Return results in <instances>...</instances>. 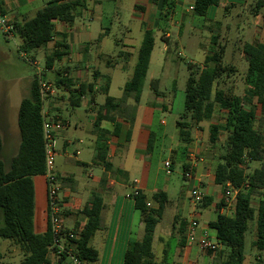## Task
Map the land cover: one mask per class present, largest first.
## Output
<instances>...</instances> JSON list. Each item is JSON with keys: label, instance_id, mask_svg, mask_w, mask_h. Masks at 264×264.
Wrapping results in <instances>:
<instances>
[{"label": "crops", "instance_id": "obj_1", "mask_svg": "<svg viewBox=\"0 0 264 264\" xmlns=\"http://www.w3.org/2000/svg\"><path fill=\"white\" fill-rule=\"evenodd\" d=\"M0 1L3 13L10 22L20 19L22 16L29 17L32 6L39 2H45V0ZM81 1L84 2V8L78 10L77 17L73 23H55L54 42L59 41L65 35L69 52L67 57L54 65L53 71L55 72V76L58 71L64 77L68 75L72 78L76 89L80 85H93V93L84 95L79 103V107L76 108L71 106L69 94L64 90L68 105L64 107L63 110L58 104L49 103L51 110H53V107H56L54 112L51 111L52 118L64 121L67 124V128L57 135V138H59L61 134L67 132V136L63 137V153L57 155L55 164V173L62 182L60 196L64 206L65 228L67 230H75L77 227L79 229L81 226H84L87 221V218L83 214L85 206L89 204L95 196L100 197L103 201L101 229L95 234L90 244L99 253V260L94 264H123L127 250L133 243L140 241L145 233L141 214L136 209V202L133 195L138 192L142 193L145 197L146 204L150 208L156 209L158 204L154 201L153 196L163 192L167 195L170 202L175 200L177 204H179L177 207V215H175V223L182 217L181 214L185 216L184 218L182 217L185 224L183 231L185 242L181 245V239L179 238V240H177L175 236H173L175 239L173 245L174 251L171 260L168 251V263L215 264V259L220 251L223 250V246L218 241L217 231L213 229L210 224L216 220L218 214L228 217L234 216L235 208L233 207L234 199L228 203L223 188L215 183V168L218 164L217 158L220 155V146L217 145V147H212L210 143L209 124H202V129L193 130L192 141L188 145L180 141L176 124V130L168 129L167 121L160 120L159 126L161 132H155L154 116L161 113L173 112L175 96L169 94L167 97V95L160 90V80L150 79L148 73L145 82L149 81L151 83L154 80H158L159 91L162 95L156 96L147 85L146 88L149 89V93L148 95L145 94L146 88H144L141 100L136 108L137 113L133 124L124 118L123 113L122 115L119 114L114 122H103L101 124V128L107 130L109 133L107 136V157L115 173L106 171L104 167L96 165L94 162L97 135L96 132H94L93 124L98 111L106 99V95L102 93L106 84L109 85L108 96L116 100L121 99L110 95L116 83L115 76L118 73L126 74L124 82L117 83L116 86L120 89L121 93L124 91L125 84L133 75L137 63L138 52L146 30L154 33L155 42L156 34H158L160 39L167 45L166 51L168 52L170 49L169 46L174 40L186 37L192 41L191 34L196 36L199 35L198 31L194 32V28L195 30H202L206 27V22L208 21L210 24L207 26L221 25L224 19L232 17L231 14L238 6H246L247 0H221L219 6L210 7L206 15L200 17L203 18L202 22H198L197 17L199 16H196L193 10H191V0H175L173 2V8L169 11L168 5L170 1L168 0H132V19L138 22L141 36L138 39L129 37L128 42L114 39L115 49L112 55L100 51L102 50L103 40L111 36V30L103 27L102 30L105 31L95 35V33L92 32V28L84 21L98 20L101 22L104 16L110 19L111 24L115 17H117V20H120L121 17L119 13L114 12L115 10H119L118 6L114 5L118 0ZM254 12L257 16L255 18L257 19L256 24H258L259 19L261 20L264 15V6L257 12L254 10ZM236 16L241 17L240 14ZM118 30L124 33V37L131 34V29L128 25H124ZM259 30L260 27L257 26L255 29L256 35L253 40H241L240 43L236 44L235 49L239 51L241 57L244 58L241 49L245 43L264 44V40L258 36ZM189 34L190 37L188 36ZM214 35L218 34H212L209 42L207 41V44L204 43L201 45L204 50V60L200 64H204L205 58L211 55V42L212 36ZM54 42L52 43L54 44ZM49 45L47 47H49ZM223 47L225 50V46ZM39 51L40 50H38L37 53ZM121 52L127 54V57H118ZM178 56H181V54L179 53ZM107 58H111V61L108 62ZM201 67H203V65ZM249 92V87L245 85L243 93L237 95L245 99L249 96ZM182 104L185 105V95L184 100L183 97L179 100V107L176 112L179 118L184 114ZM129 106L135 107L132 97L127 99L124 107L126 108ZM258 111H260L259 108L256 110V120L259 119L257 115ZM65 112L69 114L72 121L64 117ZM222 113L226 115L225 112ZM213 123L220 127L224 125L222 122ZM205 125H208V128H206ZM70 129H74L75 132H68ZM207 129L208 132H205ZM78 134H82L83 137L80 139ZM223 134H226V132H222L221 129L220 142H223L226 138V135ZM262 134L264 135V132H262ZM152 135L155 138V143L151 152H147ZM69 152L74 156L72 157ZM82 154H84L87 160L79 158ZM165 154L166 157L161 162L160 160ZM154 155H156V157ZM194 156L203 158V162L196 164V168L194 169L195 179L186 180L183 177L184 170L188 168V162L191 161V158ZM166 162L171 163V170L173 172L177 166L182 168L181 177L186 183L184 190L188 195L187 200L181 197L180 191L172 182V174H167L164 168ZM82 166L91 168V173L89 174L87 171L84 174L83 171H79L78 169ZM76 171L79 172L77 173ZM196 185H198L200 192L204 196L203 201L209 199L206 206L202 204L194 205L190 200L189 192L191 188ZM34 188V232L36 234H44L48 229L49 223L46 177H35ZM262 193L264 194V191ZM259 197L260 193L258 192L254 193L252 197L251 205L255 209L259 206V201L261 199V197ZM220 205L221 207L219 208ZM192 218L198 220L199 223V227L196 231L197 240L188 242L186 230ZM203 235L209 237L214 243L219 244V251L217 253L212 255L202 252L199 249L198 239ZM255 239L256 238H254V240ZM252 249L255 248L252 247ZM259 256L258 252L255 253V256L250 254L248 264H258L257 258ZM201 257H206L207 261L202 263L200 261ZM50 259L53 262L57 260V258L52 256H50ZM246 260L247 257L245 255V262Z\"/></svg>", "mask_w": 264, "mask_h": 264}, {"label": "trees", "instance_id": "obj_2", "mask_svg": "<svg viewBox=\"0 0 264 264\" xmlns=\"http://www.w3.org/2000/svg\"><path fill=\"white\" fill-rule=\"evenodd\" d=\"M167 1V0H166ZM168 11L173 8L175 0H168ZM193 13L204 17L210 7H217L221 0H191ZM167 3V2H166ZM264 6V0H258L255 11ZM84 8L81 0H51L39 10L33 18L22 16L12 21L14 36L20 37L22 44L19 53L28 54L45 49L55 38V23L71 24L75 21L78 10ZM155 37L152 31L146 30L138 52L137 63L132 77L124 86V95L116 100L108 96L109 85L102 90L106 95L104 104L98 111L93 127L97 139L94 162L106 171L115 173L108 161V131L101 128L103 122H114L119 114L133 124L136 108L141 100L145 81L154 49ZM212 52L205 58L203 67L188 65L190 71L185 89L184 114L176 122L180 141L188 145L192 141V132L202 129L201 125L209 124L210 143L212 147L220 146L218 164L215 168V183L227 190L231 186L237 191L235 214L232 217L218 214L210 226L217 231L219 243L223 250L218 255L217 264H244L245 236L249 230V222L256 221V239L252 243L260 255L258 264H264V167L247 173L253 162H262L264 158V135L262 126L256 127V110L259 108L264 119V44L245 43L242 53L248 64L245 85L249 87V96L240 97L235 91L232 77L237 68L223 61L224 47L219 42V35L212 36ZM69 47L66 36L54 42L53 51L46 55V71H53L54 65L67 57ZM118 57H127L121 52ZM108 62L111 58H107ZM41 78L47 81V74ZM55 88L68 92L73 108L79 107L84 95L93 93V85H80L77 89L72 78L63 76L57 71L52 79ZM156 96H161L159 81L150 83ZM132 97L135 107H124L127 99ZM43 102L41 100L39 77L34 78L30 94L23 99L18 111V127L20 145L10 164L0 159V238L10 241L20 248L24 259L20 264H70L67 254H61L55 262L50 259V247L54 244V236L50 224L44 234L34 232L35 188L34 178L44 176L45 150L43 139ZM226 113L223 127L213 123L215 114ZM65 123L64 121H62ZM226 131V138L220 142V130ZM155 138L152 135L148 144L151 152ZM221 143V145H220ZM4 143L0 134V157ZM260 193L257 209L251 205L254 193ZM136 209L140 212L144 224V237L131 245L127 250L123 264H169L168 250H165L162 263L155 260L153 253L154 234L160 223L168 197L161 192L153 196L158 204L156 209L150 208L142 193L133 195ZM209 199L202 202L206 206ZM221 205L219 206V208ZM103 201L95 196L83 210L87 218L83 230L77 240L65 241V248L72 251L86 264H94L99 260L98 251L90 244L95 234L101 229V213ZM65 213L63 214V216ZM78 227L75 229L77 232ZM181 245L185 242L181 233ZM208 254H213L208 252ZM3 258L0 253V260Z\"/></svg>", "mask_w": 264, "mask_h": 264}, {"label": "rangeland", "instance_id": "obj_3", "mask_svg": "<svg viewBox=\"0 0 264 264\" xmlns=\"http://www.w3.org/2000/svg\"><path fill=\"white\" fill-rule=\"evenodd\" d=\"M47 1L49 2L50 0H45V2H39L38 4L32 6L30 9L31 13L29 18H33L39 10L43 9L48 3ZM257 1L258 0H247L246 6H238V8L235 9L231 14L232 17L224 19L221 25H217L218 27L207 26L210 24L208 21L206 22V27H204L202 30H195L194 28V32L198 31V36L191 34L193 39L192 41L186 37L174 40V42L170 44V49L168 52L166 51L167 45L163 40L160 39V36L156 34L155 48L152 54L151 64L148 72L149 78L159 79L160 90L164 92L167 97L169 94H173L175 98L173 112L161 113L157 116H154L153 119L155 132H161V128L159 126L160 120L167 121L168 129L176 130L175 124L179 120V117L176 114L178 110L177 108L179 107V100L182 97L184 100L186 83L190 75L188 65L193 64L196 67H201L203 65L200 64L204 60V50L202 49L201 45L204 43L207 44V41L209 42L212 34H218L221 44L225 46L223 54L224 63L234 65L237 68V72L232 77V80L235 83L236 93H243L245 89V77L248 70V64L244 58L241 57L239 51L235 49V46L237 43H240L241 40H253L254 36L256 35L255 29L257 26L260 27L258 36L264 40V15L261 20L259 19L258 24H256L257 19H255L257 16L255 15L254 10ZM114 5L118 6L119 10H115L114 12L119 13L121 17L120 20H117V17H115L113 19V23L111 24L110 19H107V16H104L101 22L98 20L84 21L92 28V32H94L95 35H98L101 32L103 33L105 31L102 30L103 27L109 28L111 30V36H108L105 38V40H103L101 48L102 50H100L102 53L111 55L115 49L114 39L128 42L129 37L138 39L141 36L138 22L132 19L133 1L118 0ZM237 14H240L241 17H237ZM197 18L198 22L203 21V18ZM124 25H128L131 29V34L126 37H124V33L122 31L118 30ZM188 36L190 37V34ZM21 44L22 40L20 37L14 36V34L11 37H8L0 29V134L2 135L4 143V148L0 159L6 164H10L12 158L19 149L20 132L18 127V111L22 100L27 98L30 94L32 81L40 74L42 75L45 73L47 74V78H49L47 79V82L53 84L52 79L55 77L54 71H46L45 68V58L47 54H50L53 51V43H51L49 47L41 49L38 53L37 51H33L28 54L19 53V47ZM179 53L181 56H178ZM33 61H35L37 65H34L32 63ZM124 78H126L125 73L116 74V83L114 84L110 95L117 98L123 97L124 91L120 93V89H118L116 86L117 83H123ZM145 83L146 86L144 88H146L147 85L150 87L149 81ZM56 89V93L53 96H49L48 101L45 103V108L50 117H52L51 111L54 112L56 107H53V110H51L49 103L52 102V104H58L62 110L68 105L67 97L63 91L64 89ZM145 92V94L148 95L149 89L146 88ZM182 110H184V104H182ZM257 115L259 119L256 120V127L261 125L264 132V119H262V114L260 111H258ZM64 117L70 119V116L67 112H65ZM70 121L72 120L70 119ZM213 122H222V124H225L226 115L217 110ZM207 126L208 125H205L206 128H208ZM223 126L224 125H222V127ZM68 132L75 131L74 129H70ZM205 132H208V129L205 130ZM222 132L226 131L223 129ZM59 133L60 132L56 134V151L58 154H62L63 137L67 136V132L61 134L59 138H57ZM78 137L81 139L83 135L78 134ZM69 154L72 157L74 156L70 152ZM154 156L156 157V155ZM165 157L166 154L160 161L162 162ZM79 158L87 160L84 154L79 156ZM263 167L264 158L262 162L251 163L247 173H253L256 169H262ZM78 170L83 171L84 174L87 171L89 174L91 173V168H88V166H82ZM79 171L76 172L78 173ZM181 173L182 168L179 166L175 167L174 172L171 175V180L180 191L181 197L187 200L188 195L184 190L186 183L183 181ZM178 205L179 204H177L175 200H173V202L168 201L164 207L160 223L157 226V232L154 234L155 239L153 243V253L155 255V260L158 263H162L165 250L169 251L171 260L172 253L174 251L173 245L175 240L173 236L179 240V238H181V233L184 231L185 224L182 217L184 218L185 216L183 214H181L182 217H179L180 219H178V221L175 223V215H177L178 212ZM254 238H256V221H250L249 230L245 236V255L247 257L245 264H248L249 255L252 254L255 256V253L257 252L251 247V243L253 242ZM0 253L3 255V258L0 260V264H20L24 259V254L18 246L1 238ZM206 259V257H201L200 261L204 263L207 261ZM217 259L218 256L215 259V264H217ZM67 262L70 263L69 260Z\"/></svg>", "mask_w": 264, "mask_h": 264}, {"label": "built area", "instance_id": "obj_4", "mask_svg": "<svg viewBox=\"0 0 264 264\" xmlns=\"http://www.w3.org/2000/svg\"><path fill=\"white\" fill-rule=\"evenodd\" d=\"M193 9V6L191 8ZM0 29L6 36L13 35V27L11 22L8 20L7 16L3 13L2 4L0 1ZM34 65H37L35 61L32 62ZM39 77V88L41 100L43 102V139H44V150H45V177L47 180V200H48V222L50 224L51 232L54 236V244L50 247V256L58 257L61 254H67L70 264H86V262L79 259L72 251L65 248V241L67 238L77 240L79 237V232L83 230V226L75 232V230H67L64 225V206L61 201V180L55 173V162L58 155L56 151V134L58 132L64 131L67 128V124L63 123L61 120L54 119L50 117L49 113L45 108V103L49 96H53L56 93V88L52 83L44 81ZM203 162V158H198L194 156L191 158V161L188 162V168L184 170L183 177L186 180L195 179L194 169L196 164ZM164 168L167 171V174L171 175V163L166 162ZM190 200L194 205L202 204L204 200L203 194L200 192L198 185L191 188ZM236 196L237 191L231 186H227L225 192V197L228 203L234 199L233 207L236 208ZM199 227L198 220L192 218L187 225L186 238L188 242L196 241V231ZM198 247L202 252L213 254L219 251V244L214 243L210 240L209 237L203 235L198 239Z\"/></svg>", "mask_w": 264, "mask_h": 264}]
</instances>
